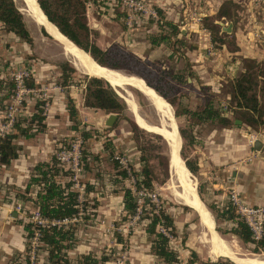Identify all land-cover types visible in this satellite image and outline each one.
Here are the masks:
<instances>
[{"label": "rangeland", "instance_id": "1", "mask_svg": "<svg viewBox=\"0 0 264 264\" xmlns=\"http://www.w3.org/2000/svg\"><path fill=\"white\" fill-rule=\"evenodd\" d=\"M14 1L23 12L33 43L29 45L14 33L7 32L0 21V63H2L0 79L3 80L0 82V98L6 91L5 82L13 80L11 78L13 73L25 71L28 68L37 86H34V90L19 92V97L24 98L25 102L16 99L14 87L9 97L1 99L2 102L0 100V134L11 130L10 120H8L11 106L12 109H20L15 121L18 117L30 115L35 109L36 100H41L43 103L46 126L32 138L18 136L16 138L20 146L18 158L13 159L8 165L0 162V209L1 207L5 209L2 219L8 222V225L12 222L14 230L18 227L24 239L25 232L21 224L29 220V215L36 212V206L32 201H26L24 210H20L18 193L27 181L31 168L36 162L50 159L52 155L63 156L72 151L68 159H63L65 167L71 169L74 151L79 150L82 158L89 154L85 158L89 159V162L92 160V163L90 171L82 166L81 169L76 167V174L86 185L87 181L94 183V190L88 195L91 200L95 197L98 199V206L93 220H83L77 225L81 237L75 256L85 249H90L89 252L92 254L96 253L95 251L100 254L106 252L112 264H135L140 260L134 261V252L139 251L138 257L141 255L143 258L139 264H166L167 262L153 253L149 246L150 237L144 230L147 218L142 217V220L133 221L132 214L126 213L123 198L119 194L122 187L132 186V180L130 176L123 177L118 170L129 169L134 179H142V166L145 159L152 170V185L140 187L155 191L157 208L164 207L173 217L175 232L171 237L170 245L180 252L182 260L190 258L191 251L194 250L199 261L207 264H236L227 256L211 253L206 231L201 226L200 216L191 206L181 202L175 191L171 190L172 172L169 168L170 164L165 166L168 160V145L164 137L139 122L148 130L144 129L135 120L131 108L126 106L121 95L118 96L124 108L118 112L86 105L85 90L91 75L83 72L76 62L70 61L63 55L58 41L66 42L65 40L54 38L52 34L47 33L45 27L36 25L23 0ZM222 3H225L230 14L220 17L216 12ZM122 7L120 0H86L85 16L89 27V40L102 48L114 43L118 44L147 62L153 69H161V82L168 81L169 84L164 86L174 99L171 104L166 101L172 106L174 113L176 110L181 113L175 115L177 127L182 136L181 158L184 161L188 159L198 167L195 161L197 162L199 152L195 151V144L200 145V136L204 132L222 126L212 120L197 123L188 113H182V111L184 107L189 109L202 107L208 100H212L214 106L222 108L225 114L227 111L234 123H236L235 119H239L236 116L241 115L242 110L234 107V101L228 93L229 80L238 75L246 64L248 65L246 57H255L258 61L264 60V57L260 56L264 55V0H211V2L198 0L195 6L188 0L179 9L174 5L164 4V10L160 7L161 12L157 13V19L138 13L140 18L132 25L127 24L126 12ZM165 10L168 14L176 16L174 23L177 27L181 24L188 33L183 36L173 35L171 43L174 47L166 44L150 45L147 36V34L158 33L164 28L169 29L161 23V15L167 14ZM210 21L217 23L220 31L226 33L225 43L216 44L212 40L211 29L206 25V22ZM195 24L199 29L196 33L191 30L192 27H196ZM229 25L230 31L223 29L224 26ZM148 28L150 30L147 32ZM197 40L208 44L205 48L194 50V43ZM241 40L248 41L251 52L245 50L233 52L238 48L237 41ZM85 53L87 62L98 65L91 59L89 52V54L87 51ZM64 61L73 68L69 71L67 80H64L62 76L63 71L60 65ZM195 61H198L196 66L193 65ZM263 67L256 65L253 67V72L259 75ZM117 70L136 75V72L124 68H117ZM137 76H139L138 73ZM256 79L258 83L255 89L263 95L264 82L259 76H256ZM25 81H27L26 78ZM128 88L133 92L141 111L151 122L158 123L160 119L145 95L134 86L129 85ZM117 90L120 94V89ZM68 97L72 98L77 109L76 119L69 115ZM231 109H234V112ZM111 112L116 113L117 116L109 125L105 119ZM237 123H241V120ZM85 129L92 132L91 136L83 137L82 131ZM223 130L224 141H232L234 136L236 143L246 144L248 154L253 153V156L264 159V156L253 147L251 141V135L264 140V131L260 130V126L252 128L244 123L240 125L230 123ZM191 135L193 139H196L195 141L190 140ZM94 154L96 158L92 156ZM115 155H119L124 162L119 163ZM245 159L247 162L250 161L248 157ZM188 170L196 182L199 196L213 215L214 228L228 241L232 251L243 257L258 255L263 258L264 251H252V243L244 244L236 234L229 231L231 221L216 219L210 208L212 203L223 205L232 187H239V180L234 178L228 184L219 185L210 181L206 174L198 173V168L195 171ZM68 175L64 177V180ZM231 176L229 175L230 178ZM241 195L251 205L264 208V202L253 203L246 199L243 192ZM11 209L18 210L20 216L13 217ZM260 218H263L262 214ZM117 231H122L126 238L125 243L116 241L114 233Z\"/></svg>", "mask_w": 264, "mask_h": 264}, {"label": "trees", "instance_id": "2", "mask_svg": "<svg viewBox=\"0 0 264 264\" xmlns=\"http://www.w3.org/2000/svg\"><path fill=\"white\" fill-rule=\"evenodd\" d=\"M38 2L42 8L41 10L37 3L40 12L42 11V14L46 17V19L43 17L44 19L41 20L40 26H45L55 35V37H57V39H63L68 44H72L82 50L85 58L87 57L85 52H89L103 66H108L113 69L124 68L136 72V75L138 73L149 86L153 87L154 90L161 94L170 103H173V97L169 95L166 86H164L169 84L168 81L161 82L160 68L153 69L148 66L147 62L143 61L132 52L125 50L118 44L114 43L111 46L102 48L89 40V27L85 16L86 0H38ZM158 12H161V9H158ZM216 14L221 17L229 15L230 11L226 8L225 3H222ZM0 21L7 32L14 33L19 39L32 45L33 37L30 29L26 25L23 12L18 8L14 0H0ZM161 21V23H164L163 26H168L169 29L167 30L164 28L158 33L147 34L149 43L151 45L164 43L174 47L171 43V37L173 35L178 36L180 29L174 21L165 18L164 15H161ZM54 24L67 37L64 36ZM206 25L210 27L212 40L216 42V44L225 43L226 33L220 31V26L217 23L210 21L206 22ZM71 39L77 45L74 44ZM246 58V60H248V65L246 64L244 69L241 70L238 75L229 80L230 89L228 92L232 101H234V107L238 110H242L240 111L241 115L236 116V118L241 120V123H234L229 115L225 114V111L222 110V108L213 105L212 100H208L202 107L196 109L184 107L182 113H188V115L197 123L212 120L218 122L222 127H228L230 123L236 125L244 123L246 126L252 128H256L257 125L260 126L264 121V92L263 95L258 93L255 87L258 83L256 76H259L264 82V67L259 75H256L253 72V67L256 65H259V67L264 66V60L258 61L255 57ZM60 65L63 71L62 76L64 80H67L69 78V71H72L73 68L66 61ZM26 79V85H34L33 75L26 77ZM0 82H3V80L0 79ZM144 84L146 83L144 82ZM4 87L6 91L3 93L0 100L10 96L14 87L13 80L10 79L6 81ZM262 88L264 91V85ZM85 98L86 105L91 107H99L114 112L121 111L124 108L123 102L120 100L118 94L109 82L97 75L89 76L86 84ZM42 104L41 100H36L34 103V111L31 112L30 115L18 117L13 122L14 130L0 137L1 163H9L17 157L18 149L20 147L16 141L18 136L29 139L37 132L43 130L46 124L43 121L45 115L43 113ZM231 110L234 112V109ZM68 111L69 115L73 119H76L77 110L71 97H68ZM178 114L181 113L176 110L174 115L177 116ZM91 133L92 132L88 129L82 131L84 138L91 136ZM193 138L194 137L191 135L190 140L195 141L196 139ZM92 156L96 158L95 154ZM85 157L82 158V164L84 167H88L89 161ZM168 160L165 164L166 167L170 164ZM185 163L191 171H195L198 168L188 159L185 160ZM195 165H197L196 161ZM33 171L34 172L29 178L25 190L28 191L31 183H37L39 185V189H37V198L35 199L42 215L48 217H64L70 216L77 211V193L75 190L71 189V181H61L58 179V177L66 175L68 171L58 164L55 155L52 156L51 161L38 162L34 165ZM142 171L143 177L142 179H136V186L150 187L152 185V170L147 161L145 162V159ZM118 173L124 177L126 171L124 169H119ZM86 183L88 190L93 189V183L89 181ZM119 192V194L122 195L126 213L128 212L132 214L136 208L133 192L130 188L125 186L122 187ZM28 198L32 199L34 197L29 195ZM94 205L95 203L93 206ZM210 208L215 214L216 219L231 221L229 231L236 234L244 244L252 243V251H264V219L261 235L259 237H254L251 226L239 213L236 212L235 206L230 201H226L221 206L212 203L210 204ZM142 217L147 218L144 229L150 236L151 250L165 262H178V251L170 245L169 238L157 228V224L161 223L163 226L169 227L171 232L174 233L175 224L173 217L164 209V207L160 206L157 208L150 199H145L144 201ZM24 226L26 229V236H30L32 234V223L25 222ZM36 227L40 231L39 240L42 242L41 246L46 251L45 255L39 258L41 264H81L82 262L86 264H95L96 261H98V259L93 257L91 253L80 254L79 258L76 260H73L69 256V250L75 245V225L64 226L48 224L36 225ZM114 234L117 241H125L119 232H115ZM27 248L28 242L25 241V250H27ZM109 258L110 256L107 253H102L100 256L101 260ZM9 263L30 264L27 256L21 257L19 254ZM184 264L207 263L199 261L196 252L192 250L190 258H188Z\"/></svg>", "mask_w": 264, "mask_h": 264}, {"label": "crops", "instance_id": "3", "mask_svg": "<svg viewBox=\"0 0 264 264\" xmlns=\"http://www.w3.org/2000/svg\"><path fill=\"white\" fill-rule=\"evenodd\" d=\"M152 1H154L155 3L158 4V9H160V7H161L164 10V7H163L164 4H166V5L167 4L168 5L171 4V5H174V7L179 9L180 7H183V4H185V2H187L188 0H152ZM190 1H192V3L195 6L196 2L198 0H190ZM206 1L207 2H211V0H206ZM165 12H167V11L165 10ZM163 13H164V11H163ZM170 15L171 14H168V12H167V14L164 15V17L168 18V19H171V20H173L175 22L176 16H172L171 15L172 17H170ZM178 25L180 26L179 27L180 31L178 32V35H181V36L187 35L188 33L186 31V28L185 27L183 28L181 24H178ZM149 30H150V28L146 29L147 32ZM191 30L194 33L199 32V29H198L197 25H196V27H192ZM207 44L208 43H201V42H199L197 40L196 43H194V46H195L194 50H199V49L205 48L207 46ZM236 44H237L238 48L236 50H234L233 52H238V51H241V50H245V51L251 52V50H252V49H250L248 41L241 40V41H237ZM158 45L159 46L160 45H164V43H160ZM223 50L225 51V49H223ZM254 52L257 54L256 50H254ZM254 56H257V55H254ZM260 56L264 57V55H260ZM85 60H86V58H85ZM195 60H197V59H195ZM197 64H198V61H195V63L193 65L196 66ZM95 66H98V65H95ZM98 67H100V66H98ZM96 75H99V74H96ZM116 88L118 89V87H116ZM126 90L129 91L130 89L126 88ZM130 92H128V93H130ZM131 94L133 95V92H131ZM127 107H129V106H127ZM226 114H227V111H226ZM173 116L175 118L174 114H173ZM45 118L43 119L44 122H45ZM263 119H264V116H263ZM106 120H107V118L105 119V121ZM135 120L137 121L136 118H135ZM235 121H236V119H235ZM239 121H240V119H239ZM137 122L139 123V121H137ZM159 122L155 123V124L158 125ZM140 123H142V122H140ZM45 124H46V122H45ZM143 124H145V123H143ZM145 125L147 127H149L147 124H145ZM141 126L144 129H147L143 125H141ZM149 129L154 130L151 127H149ZM223 129H224V127H221V128L215 127L214 130L212 129L210 131L204 132L200 136V145L195 144V151L199 152V153H197V162H196V164L198 165V173L206 174L210 181L214 182V184L218 183L219 185L228 184V182L230 180H233L234 178H236V179L239 180V183H238L239 187L238 188L241 190V192H243V194L246 197V199H248L249 201H251L253 203L264 202V159H261L258 156H253V153H249L248 154L247 153L246 144L245 143L244 144L240 143V145H239L238 143H236V139L234 138V136H233L232 141H228V140L224 141L223 136H224L225 132H224ZM260 130L264 131V121L260 125ZM41 131H43V130H41ZM154 131H156V130H154ZM178 132H180V131H178ZM218 133H219L220 136L217 135ZM179 134L181 135V133H179ZM163 137L165 138V136H163ZM217 137H219V138H217ZM181 139H182V137L179 140V144L178 145L176 144L178 147L181 144ZM166 141H167V139H166ZM169 141L173 142L174 139L173 140L170 139ZM262 142L264 143V140ZM253 145H254V143H253ZM18 156H19V149H18V155H17V157L15 159H17ZM52 156H51L50 159L40 160L38 162L51 161L52 160ZM87 156H89V154H87L86 157ZM246 157H248V159H250L249 162H247V159H245ZM181 160H182V158H181ZM234 160H236V161H234ZM88 161H89V159H88ZM91 161L88 162V167H85L89 171L91 169V163H92ZM38 162H36L34 165H36ZM168 162H169V160H168ZM9 163H4V164L8 165ZM183 163H184V161H183ZM34 165H33V167H34ZM185 166L187 167L186 164H185ZM216 166H218V168H216ZM33 167L31 168V171H30V174H29V177H28L27 181L24 183V186L21 187L20 192L18 193V196H20V198H19V200H20V210H24V206H25L26 201H32L33 200L35 202V204H37L36 203V199L34 200V198H32V200H31L28 197H29V195H31V196H34V197L37 198V189H39V185L37 183H31L29 185L28 191L25 190V187H26V185H27V183L29 181V178L31 177V175L34 172L33 171ZM187 169H189V168H187ZM175 172H174V170L172 168V182L171 183L174 182L173 184H176V180L179 179L177 177V175L174 176ZM229 175H232L231 176L232 178H230ZM64 176H66V175H64ZM63 177H58V179L62 181ZM207 177H205V178H207ZM213 180H216V181H213ZM93 185H94V183H93ZM93 190H94V187H93V189H91L89 191H93ZM174 191H175L176 196L179 197L178 196V192L176 190H174ZM121 197H122V195H121ZM179 199H181V198L179 197ZM94 200H95L94 202L98 206V201H97L98 199L95 197ZM180 201L185 203L182 199ZM185 204H187V205L191 206L193 209H195L196 212L198 213V215L200 216L201 226L206 231L205 233L207 235L206 236L207 239H210V240L213 239L212 232H211L212 228H213V230H215L217 232V234L223 239L224 243L231 249L230 244L228 243V241L226 239H224L223 236L220 235V233L214 228V221L212 223V218L205 217V216L202 217L201 213L199 212V210L197 208H195L191 204H188V203H185ZM10 212H11V215L13 217H15V218L20 216L18 210L11 209ZM4 213H5V209L3 207H1V209H0V264H8L12 259L15 258L16 255H18V254L20 255V253H22L23 249L25 248V237H26V229H25V226H24L25 221L23 222V224H21L22 228H23V230L25 232V233H23V238L24 239H22V235L20 234V231L18 230V227L14 230V226H13L12 222H11V224L8 225L7 224L8 222H6L5 220L2 219V216H3ZM78 227L79 226H76V228H75V233H76L75 245L69 250V256L73 260H76L77 258H79L80 254L91 253V252H89L90 249H85L84 251H82L79 254H76V256H75L76 249H77L78 245L80 244L78 241H79V239L81 237L80 232H79L80 229ZM115 239H116V236H115ZM117 242H119V241H117ZM149 246L151 248V240L149 242ZM95 252L96 253H94V254L91 253V255L93 257L98 259V261H96L95 264H112L111 263V258L106 259V260H101L100 256L102 254L98 253L97 251H95ZM178 253L180 254V252H178ZM134 254H135L134 261L136 259L140 260V261H136L135 264H139V262H141V260H143V258H142L141 255H139V257H138L139 251L134 252ZM224 256H226V255H224ZM227 257H229V256H227ZM5 259H7V260H5ZM185 261L186 260H182L181 255H179V261L178 262H167L166 264H172V263L173 264L174 263L184 264ZM235 263L238 264L237 262H235ZM45 264H47V263H45ZM81 264H86V263L82 262Z\"/></svg>", "mask_w": 264, "mask_h": 264}, {"label": "built area", "instance_id": "4", "mask_svg": "<svg viewBox=\"0 0 264 264\" xmlns=\"http://www.w3.org/2000/svg\"><path fill=\"white\" fill-rule=\"evenodd\" d=\"M122 3V9L125 10L126 12V22L128 25H132L134 21L139 19V14L138 13H143L146 17L148 16H153L156 19L158 18V4L155 3L152 0H120ZM135 19V20H134ZM138 22V21H137ZM2 64V63H0ZM32 75L30 68H28L25 71H20L17 73H13V76L11 78L13 79L14 83V94L16 96V99L21 102H25L24 98H20V91L22 90H34L35 89V79H34V85H26L25 83V78ZM37 86V85H36ZM12 95V97L14 96ZM11 98V97H10ZM13 107H10L8 117L10 120V126L11 130H6L5 132H2L0 134V137L4 136L6 133H9L13 131V122L15 117L19 114L18 112L20 109H12ZM12 109V110H11ZM44 115L46 114L45 111H43ZM257 140V136L251 135V141L254 143ZM72 151H69L67 155L61 156L60 154H55L56 160L58 161V164L66 169L68 173L67 179L64 180V176L62 178V181H71V189L75 190L77 193V202H76V207L77 211L70 215V216H64V217H48L45 215H42L39 207L35 202L33 201V204L36 206V212L31 215H29V220L25 222H30L32 223L31 229H32V234L30 236L25 237V241L28 242V248L25 250L23 249L22 253H20L21 257L27 256L29 259L30 264H40L39 258L43 255H45L46 251L42 248V242L39 240L40 236V231L36 227V225H75L77 226L78 224L82 223L83 220H93L96 210H97V205L94 202L95 200L89 199L88 193L90 192L87 189V186L84 181H82L76 174L75 168L77 167L78 169H81L82 164V153L79 150L74 151V156L72 159V168L70 169L69 167H65L63 164V159L64 158H69L70 154ZM81 156V157H80ZM115 159L121 163L124 162L119 155H115ZM126 171V174L124 177H131L132 180V186H126L131 189V191L134 194V201L136 203V208L135 211L132 213V218L133 221L136 220H142V212H143V204L145 199H150L153 204H157V194L155 191H149L145 187H137L136 186V179L132 175H130L129 169H124ZM34 197V196H33ZM36 197H34L35 200ZM231 202L235 206V210L237 213H239L251 226L253 230V235L254 237H259L262 232V225H263V219H264V208L261 206H254L248 203L241 195V190L238 187H232V191L228 196L227 202ZM95 203V207L93 204ZM156 206V205H155ZM157 207V206H156ZM259 212V213H258ZM260 214L263 215V218H260ZM257 215V217H256ZM157 228L159 231H162L168 238L169 241L171 240V237L173 236V232H171L169 227L163 226L161 223L157 224ZM119 232L123 238L124 235L122 231H117ZM125 241L120 242V243H125L126 238H124ZM121 259V257H118Z\"/></svg>", "mask_w": 264, "mask_h": 264}, {"label": "bare ground", "instance_id": "5", "mask_svg": "<svg viewBox=\"0 0 264 264\" xmlns=\"http://www.w3.org/2000/svg\"><path fill=\"white\" fill-rule=\"evenodd\" d=\"M23 1L25 2V5L27 6L28 13L31 16V18L34 20L36 25L40 26L41 20L44 18L46 19V17H44V15L42 14V11L40 12V9L42 10V8L39 5L40 7L39 9L38 0H23ZM54 26L56 25L54 24ZM56 28L59 30L57 26ZM47 32L52 34L50 30H47ZM52 35L53 37H55L54 34ZM58 44L62 47L63 55L67 57L70 61L76 62L83 72L90 74V75L99 74L97 76L101 75L100 77H103L105 80L112 83L114 86L118 87L121 91L120 95L122 99L124 100L125 104L131 108L137 121L147 124L149 127L159 132L158 134L161 133L163 136H165V138L167 139L166 142H167L168 148L170 147L169 148L170 150L169 151V156H170L169 163L171 167V172L173 168L174 172L176 171L174 173V176L177 175V177L179 178L178 180H176V184H173L174 182L172 183L171 190H176L178 192V196L185 203L191 204L192 206L197 208L199 212L201 213L202 217L205 216V217L212 218V223H213V217H212L213 215L211 214L207 205L200 198L197 187H196V182L192 178L187 167L185 166L186 163L184 164L183 163L184 160L183 161L181 160L180 146L178 147L177 145L179 144V140L182 136L179 134L180 132H178L179 130L177 127L176 120L173 116L172 106L163 98L162 95H160L156 90L152 89V87L149 86L147 82L144 81L147 85L144 84L140 76H137L135 74H126L116 69L103 66L100 63H97L90 56L91 59L95 63H97L100 67L95 66L94 64H90L89 62H87V60H85L82 50L76 48L75 46L71 44L63 42V41L61 42L58 41ZM129 85L134 86L137 89H139L145 95V97L149 100L151 106L153 107L154 112L157 114V116L160 119V122L158 125L151 122L147 118V116L143 113V111H141L140 107L138 106V103H136L135 97L131 94L130 90L129 91L126 90V88H128ZM168 139L169 140L174 139L176 143L174 141L171 142ZM181 144H182V139H181ZM211 232H212L213 239L212 240L207 239V240L210 244V251L212 254H217V255L221 254V255L229 256L238 264H264V257L263 258L258 257V255L251 256V257H243L238 254H235L224 243L223 239L217 234L215 230H213V228Z\"/></svg>", "mask_w": 264, "mask_h": 264}, {"label": "water", "instance_id": "6", "mask_svg": "<svg viewBox=\"0 0 264 264\" xmlns=\"http://www.w3.org/2000/svg\"><path fill=\"white\" fill-rule=\"evenodd\" d=\"M39 3V2H38ZM40 5V4H39ZM41 7V6H40ZM223 29L224 30H226V31H230V29H231V27H230V25L229 26H227V27H223ZM46 30V29H45ZM47 31V30H46ZM48 33V32H47ZM71 41H73L72 39H71ZM74 42V41H73ZM75 43V42H74ZM76 44V43H75ZM77 45V44H76ZM81 47V46H80ZM82 48V47H81ZM84 49V48H83ZM91 55V54H90ZM92 56V55H91ZM93 57V56H92ZM94 58V57H93ZM94 60L97 62V63H99L95 58H94ZM74 66V65H73ZM75 67V66H74ZM108 67V66H107ZM76 68V67H75ZM110 68V67H109ZM117 70V69H116ZM118 71H120V70H118ZM142 78V77H141ZM143 79V78H142ZM144 80V79H143ZM145 81V80H144ZM146 82V81H145ZM109 84L112 86V88L115 90V92H117V94L118 95H120L119 93H118V90L116 89V87L112 84V83H110L109 82ZM153 88V87H152ZM154 89V88H153ZM161 95V94H160ZM173 114H174V111H173ZM116 116H117V114L116 113H114V112H111V113H109L108 114V117H107V120H106V123L107 124H112V122L114 121V119L116 118ZM236 122H239V119H236ZM182 145V144H181ZM181 145H180V150H181ZM253 147L255 148V149H257L258 151H259V154L260 155H262V156H264V143L260 140V139H257L255 142H254V145H253ZM169 148H168V159H169V161H170V156H169ZM180 157H182L181 156V152H180ZM184 160V159H183ZM185 162V161H184ZM169 168H170V170H171V167H170V165H169Z\"/></svg>", "mask_w": 264, "mask_h": 264}]
</instances>
